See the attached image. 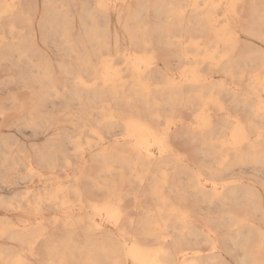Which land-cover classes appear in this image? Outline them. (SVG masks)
I'll use <instances>...</instances> for the list:
<instances>
[{
    "label": "snow or ice",
    "instance_id": "snow-or-ice-1",
    "mask_svg": "<svg viewBox=\"0 0 264 264\" xmlns=\"http://www.w3.org/2000/svg\"><path fill=\"white\" fill-rule=\"evenodd\" d=\"M21 7L33 6L9 4L8 11L0 12L3 22L0 32L7 37L6 50L10 47L9 41L14 40L16 35V29L12 27L14 10ZM117 7L112 0H98L90 6V35L103 37L104 32L97 31V19L102 24L106 15ZM164 7L166 11L162 23L153 28L141 14L137 17L139 26L129 30L126 39L136 46L140 42L148 44L157 33L167 35L168 46L179 49L182 54L179 78L167 76L163 83L149 80L146 71L153 66L156 57H136L139 80L135 96L129 98L119 114L112 110L113 105H108L107 110H84L81 99L80 108L72 117L73 126L79 132L64 131L57 145L58 151L47 147L29 150L19 145L18 155L0 156V187H12L36 177L53 185L52 188L45 186L29 191L22 197L17 193L11 201L5 199V207L17 201L26 203L32 219L22 230L0 228V238L5 244L0 264H132L133 261L135 264H175L170 259L169 248L160 246L161 242L170 241V247L178 249L181 245L188 246L190 239H203L211 249L208 253L210 258L201 260L198 257L203 254L195 253L189 259L185 254L183 264H264V188L259 194L255 189L246 190L244 200L251 211L250 215L240 216L230 211L228 193L216 191L219 186L212 185L207 190V196H211L219 210L210 211L204 217L203 230H197L193 213L184 206L183 198L187 197V192L179 196L175 203L164 199L156 213L141 215L135 237L127 229L128 216L136 215V209H129L127 213L122 210L121 197L124 193L120 191L121 186L133 182L142 184L139 173L155 168L156 178L150 187L154 192L166 187L169 174L165 161L183 163L190 160L191 167H185L192 176L189 190L195 191L203 188L200 183H197L196 189L191 188L192 183L204 180L201 171L208 175L209 184L213 179H224L231 155L244 159L241 148L247 146L250 153L259 154L261 181L264 182V7L258 30L240 27L239 0L228 3L194 0L186 5L168 4ZM138 8L147 9L149 5L142 4ZM24 21L31 25V16H25ZM210 36L212 39L206 44ZM253 36L259 40L258 46L249 43L248 38ZM48 39L50 42L54 39L68 50L73 49L75 41L71 15L65 14L62 26L54 30ZM147 50L151 51V45ZM137 51L140 49L137 48ZM77 59L81 71L91 70L89 56L82 55ZM95 59L99 71L91 83L73 71L69 73L65 85L60 86L45 64L39 65L40 72L37 73L32 59L21 57L18 70H23V63L27 61V75L5 76L4 83L7 86L10 82H18L24 86L22 91L26 89L31 94L5 99L0 118L7 119L9 110L16 111L23 115L26 126L36 127L38 115L46 117L49 122H54L57 115H63L54 104L57 100L68 101L70 94L77 99L86 93L91 94L93 90L108 92L112 89L114 92L113 86L120 81V70L115 67L119 61L105 50L98 51ZM7 61L8 56L5 55ZM218 69L222 70L223 78L211 79ZM138 105L145 106L141 109ZM177 108H187L195 112V117L185 123L177 118ZM85 135H91L92 139L85 142ZM105 137L108 139L105 140ZM210 137L215 149L211 154L206 146L201 147ZM7 143L5 141V145ZM69 146L75 151H68ZM90 149V158L100 162L105 171L117 178L116 183L103 188L110 202L105 209H97L102 223L90 221L92 229L97 231L103 230L105 219L113 226L110 245L99 251H89L75 241L73 229L76 224L68 203V190L63 187L65 182L56 181L52 175H43L44 172L54 174L59 168L68 167L71 163L69 156L79 164L81 154ZM155 149L159 150L158 155ZM88 172L85 167L76 177L77 182ZM127 172H131L132 176L126 178ZM87 180L83 187L89 198L102 194L96 191V181L91 175L87 176ZM229 183L236 184L238 181L230 180ZM133 190L130 188L129 196ZM73 191L79 202L82 198L80 187ZM52 210L59 214L42 219L46 212ZM105 211L106 217L103 215ZM132 228H137L136 220L132 221ZM169 231H173L176 239L168 235ZM217 232H223V247L229 255L236 256L235 259L226 261L217 254L220 243L216 239ZM9 241H14L15 246ZM257 247L259 260L250 255Z\"/></svg>",
    "mask_w": 264,
    "mask_h": 264
},
{
    "label": "bare ground",
    "instance_id": "bare-ground-1",
    "mask_svg": "<svg viewBox=\"0 0 264 264\" xmlns=\"http://www.w3.org/2000/svg\"><path fill=\"white\" fill-rule=\"evenodd\" d=\"M20 1L21 0H0V12L8 11L7 5H9V4L16 5ZM42 1H44V4H45V11H44L43 16L41 17V27L44 28V30H46V36H47V37H45V40H46V39H48V37L51 35V33L54 30H58L62 26L64 19H65V14H69V15H71V17H73V15L75 13L74 9L77 7V4L73 1H70V0H42ZM113 1L114 0H112V2ZM246 1L247 0H239V3L241 4V8L239 9L240 17H241V13H242L243 9L247 5ZM97 2H98V0H81V4H80V8H79L78 12L80 14V23L82 26V30L79 33L78 38L75 40V43L73 45L72 50H68V49L61 46L63 49H65L67 51L66 54L69 56L72 53H74L73 51L78 49L79 47H81V49L79 52H77L74 55V58H73L76 60L75 61L76 65H74L70 62V63H64L62 65V67L64 69L63 71L66 74L69 75L70 72L74 71L77 75L80 76L81 79H84L86 82L91 83L96 78L97 73L99 71V65L97 63V60L94 61L92 58V55L94 54V56H96L98 51L105 50V51L109 52L112 56H114L119 61L118 63H116L115 67L120 70V81L113 86V88L115 90L114 92L112 89H110L108 92H104V91L96 92L95 90H93L91 92V94L86 93L84 96H82L81 98H77V99H73L71 97V94H70L69 99L75 100L79 106H80V100L82 99L84 110H88L89 108H97V109L107 110L108 105H113L112 110H114L117 114H119L121 112V110L124 109V106L127 103V101L129 100V98H132L135 96V86H136L137 81L139 80V72L137 71L138 65L136 63V57H142V56H154V57H156L153 66L151 68L147 69L146 77L149 80H154L157 83H163L164 80L167 78V76H173L174 75L177 78H179V75L181 72L182 54H181L179 49L169 47L167 35L160 34V33H157L152 38V40H150L148 42V44H144L143 42H140L136 46H133L131 41H128L126 46L121 45L119 36L115 35L113 38L111 35V30H110V25H109L110 12L106 15V18L104 19L102 24L100 23V21L98 19L96 22L97 23V31L102 30L104 32L103 37L96 35V34L90 35V24H89V14H90V10H91L90 6H94ZM116 2L120 3L119 5H123V7L118 8V11L121 12L122 10H125V9H127V11H128L127 20H125V22H124V28L128 32L132 28L139 26L138 21H137V17L141 16V14L143 15V17H145L147 19L148 24L153 26V28H154L155 25L162 23L164 20V14L166 11V9L164 7L165 5H168V4H174V5L185 4L186 5L188 3L194 2V0H119ZM216 2L217 3H228V2H230V0H216ZM23 3H25V2L23 1ZM32 4H34V3H32ZM142 4L149 5V8H147V9L138 8V6L142 5ZM69 5H71L72 7L69 8L68 7ZM156 5H159L160 7L159 8L153 7ZM42 7H43V4H42ZM262 7H264V0H250L249 8H250V18L251 19L248 21L246 26L254 27L257 30L259 29ZM31 9H32V11L34 10L33 7ZM27 15L31 16V14H28V11L14 10L13 18H14V20L18 21V23L19 22L25 23L24 17ZM151 15H152V18H151ZM222 15H223V13H222ZM1 21H2V19H0V28L2 27V24H3ZM33 24L34 23H32L31 25H28L25 23L26 29L28 30L29 35L28 36L23 35L21 38H19L18 42L14 41V40L10 41L9 42L10 47L7 50H9L13 53L16 52V54L19 55L20 57L24 56V57H28V58H36L38 60L39 65L45 64L47 69H48L47 63L45 62L46 59H45V61L43 59L45 57L39 51L40 49L38 50V46L36 44V35L34 32ZM21 25H23V24L21 23ZM12 27H14V26L12 25ZM72 29H73V20H72ZM10 30H11V28H10ZM0 34H1V32H0ZM181 34H183V33H181ZM211 39H212V37L210 36L209 39L205 41V43L207 44L208 42H210ZM2 42H3V40L0 37V60H1L2 51L5 50V47L3 48L1 46ZM89 45L93 47L92 51L88 49ZM149 45H151V51L147 50ZM256 46H258V45H256ZM137 48H139L140 51H137ZM90 49H91V47H90ZM161 50L167 51V53L163 54L160 52ZM60 51H62V50H60ZM82 55H87L91 59V70L85 69V70L81 71L77 58L82 56ZM12 58H13V56H12ZM169 58L175 59L176 65L179 68L178 73H176V74L172 73L170 69H167L166 67L164 68L160 65L159 60L168 61ZM36 59H34V60H36ZM12 60L10 62H12V63L15 62ZM15 63L17 65V61ZM168 63H169V61H168ZM13 64H12V68H13ZM12 68H10V69H12ZM23 70H25V68ZM48 71H49V69H48ZM215 72H219V73L223 74L222 70H220V69L216 70ZM52 73H54V72L52 71ZM52 73H50V71H49V74H52ZM84 73H86L87 75L88 74L91 75L92 78L90 80L86 79L84 77ZM11 74L13 75V73H11ZM22 75H24V74H22ZM54 76H57L56 73H54ZM52 77H53V75H52ZM211 79L214 80V78H211ZM63 105H64V102H63ZM138 106L141 109H143V107L145 105H138ZM61 108H63V107H61ZM0 109H1V105H0ZM179 109H181V108H177V111L179 113L177 118L185 122V120L183 118L185 115H183V114L181 115ZM185 112H184V114H185ZM188 114H189V112H188ZM193 115H194L193 116V118H194L195 112L193 113ZM234 115H235V113H234ZM56 118H58V117H56ZM6 120H8V118ZM59 121H61V120H59ZM62 121H64V120H62ZM69 121H71V120L69 119ZM38 122L39 121H37V124H39ZM241 122L242 123L244 122L242 118H241ZM42 124H43V122H42ZM3 125H5V123ZM44 125L46 126V124H44ZM23 127H25V125ZM36 127H35L34 131H36ZM77 130L79 131V129L76 127L74 129H72V131H74V132H76ZM32 133H33V130H32ZM3 134L0 133V156L6 155L7 153L13 154L14 150L8 144L9 142L7 143V145H5L4 140L6 139V137L3 136ZM59 134L56 136V138H54L53 140L51 139L48 143H46V144H44L38 148L43 149L44 147H47L49 150H57L58 151L59 149H58L57 145L60 142V139L63 137L64 133L62 132V134H60V135ZM120 135L122 136L123 133H120ZM11 136L13 137V134H11ZM14 137H15V135H14ZM84 139H85V142H87V140L92 139V137H91V135H85ZM105 140H106V137H105ZM113 141H115V137L113 138ZM111 143L112 142H110V144ZM120 143H121V145H123V143H124L123 140H121ZM41 144H43V142ZM23 145H24V143H23ZM173 146L175 147V145H173ZM205 146H206L207 151L210 154L215 151V149L212 145V142H211V137L205 142V145H202V147H205ZM25 147H26V145H25ZM92 147L95 148V145H93ZM105 147L107 148V147H109V145H105ZM256 148L257 149L259 148L258 144L256 145ZM74 151L75 150L73 149V152ZM96 151H100V149H96ZM86 153L81 154V158L84 157V155ZM88 153H91V155H92L91 149L88 151ZM241 153L245 158L244 159H238L235 156V154H232L231 158L228 162L226 171H225V178L224 179H213L211 181V184H209V187H208V183H207L209 177L204 171H201L200 175L204 177V180L192 183L191 188L196 189L197 183L203 184V188H201L199 190H195V191L189 190V182L192 181V176L187 172L186 167H185V166L191 167V164L187 160H185L183 163H179V162H175V161H165V166H166L168 174H169L168 175V184L166 187H161L156 192H154L152 190V188L150 187L151 182L156 178V169L152 168L151 170H146L143 173H139V175H141V177L143 179V183L139 184V185H137L136 182L131 183V184L137 186V188H138V189L136 188L137 189L136 191L133 190L131 194L136 195V202L138 201L137 195H139L141 193L151 194V196L156 201L155 207H151V208L147 207L146 208V206H145L144 208H142V214L141 215L147 216L148 213H156L157 210L159 209V207H161L162 201L164 199L170 200L173 203H175L176 201L174 202L172 199L174 198L175 200H177V198L185 192H187L189 196L191 195L193 197L195 204L208 203L210 206H212V205L217 206L216 203L211 199V196H207V190L210 189L212 187V185H218L219 186V188L216 189V191L228 193L227 199H229V201L231 202L230 203V211H232L234 214L240 215V216L250 215L251 210H250L248 204L244 200L246 190L247 189H255L257 194L260 193L259 190H257L252 185L243 184L241 182H238L236 184H230L229 183L230 180H228V179L231 178V174H233V172L235 171L236 165H240V166L241 165H247V164L249 166L250 165H259V154H258V152L255 154L250 153L249 148L247 146H242ZM155 154L156 155L159 154L158 149H155ZM68 159L70 161L72 160L69 157H68ZM72 161H71V163H72ZM71 163L68 165V167L71 165ZM86 167L89 169V172L85 173L83 176H81L79 182H77L76 177L78 175H80L81 171H83V169L85 167L83 169H80L79 172L76 173L73 176V178H71V182L70 183L68 182L69 184H67V185L64 184L63 187H65L68 190L66 194L68 196V203L70 206V211L72 213H73V211L76 210L77 207H79L80 209L86 208L89 210V212L84 217H82L80 215H75L73 213L74 223L76 224V227L73 229L75 232V241L78 242L81 247H84V248L88 249L89 251H93V250L99 251V250H101L105 247H108L110 245V243H111L110 233L113 231V226L109 225L105 219V221L103 222V225H102L103 230L97 231V230L92 229L90 221L94 220L96 224L102 223L101 213H98L97 209H101V210L105 209L106 206L110 202V197L108 196V194L103 193V188L107 187V185L110 183H116L117 178L114 174L105 171V168L101 163H100V166L98 167V171H97L96 175L92 174V171H93L92 168L94 166L91 167V166L87 165ZM59 172H60V170H59ZM182 174H185V177H186V180L184 179L185 182L182 181V179H181V178H184V177H182V176H184ZM88 175H91L92 178L96 181V185H95L96 189L103 193V195L101 194L103 197L100 200H97L94 198H89L87 193L84 191L83 185L88 183V180H87ZM125 176H126V178L131 177L132 173L127 172L125 174ZM54 179H55V177H54ZM231 180L238 181V179H232V178H231ZM126 185H127V183L123 184L120 188V191L122 193H124L123 197H121V198L123 199L122 210L125 213H127L128 210L126 209L124 199L130 191L128 189L125 190ZM52 187L53 186H51L49 188H52ZM76 187H80V192H81L82 198L79 199V202L75 196V192L73 191V189ZM22 194H23V192H22ZM168 194H171L173 196V198L171 199L172 196H168ZM188 195L186 198H183L184 202L188 198ZM206 196H207V201L205 199ZM7 198H9V197H7ZM7 198L4 197L0 193V205L1 206H4L3 202ZM9 201H11V200H9ZM152 201H153V199H152ZM143 202L145 203V201H143ZM126 204H127V202H126ZM188 204H190V203L188 202ZM25 205L27 206L26 203H20L19 201H17L16 203L11 204L10 207H6V208L7 209H15V208L21 209ZM138 207H140V206H138ZM185 207L193 213V216L195 219L196 214L194 213V210L192 208H189L188 206H185ZM26 209L28 210V206L26 207ZM240 210H241V213L239 212ZM103 215L106 217L107 212L106 211L103 212ZM133 220L137 221V228L136 229H132V221ZM28 221L29 220H24L21 223H17V222H14L8 218H3V216H2V217H0V228L11 227V228H14L17 230H22L26 226ZM138 221H139V218L136 219L132 216H128L127 229L133 237L136 236L137 231L139 230L138 229ZM252 222H254V221H252ZM254 223H256V222H254ZM257 226H258V224H257ZM196 228H197V230H203V228H200L198 226H196ZM212 230L214 232L216 231V229H212ZM174 231H175V229H174ZM168 235L170 237H172L173 239H176V235L173 234V231H169ZM0 239H2V238H0ZM216 239L218 241H220V243H221L223 241V235L220 236L219 232H217ZM10 242L15 246L14 241H10ZM200 242L206 243L203 239H200L198 241L195 239H190L188 246L181 245L178 249L170 247V241H162L160 246H165V247L169 248L170 253H171L170 259L173 260L175 262V264H183V262L186 259L185 254H187V258L190 259L193 257V255L195 253H201V250L199 248H195V245H198ZM220 243L218 244L219 251L217 254L222 256L225 259L224 254L222 252H223V250H225V251H227V250ZM200 244H202V243H200ZM4 248H5V245L1 244L0 245V255L3 254ZM250 255L253 258L259 260L260 255H259L258 247L252 249ZM209 258L210 257L208 256V253L203 254L200 257H198V259H201V260H208ZM132 264H135V262L133 261Z\"/></svg>",
    "mask_w": 264,
    "mask_h": 264
},
{
    "label": "rangeland",
    "instance_id": "rangeland-1",
    "mask_svg": "<svg viewBox=\"0 0 264 264\" xmlns=\"http://www.w3.org/2000/svg\"><path fill=\"white\" fill-rule=\"evenodd\" d=\"M23 1L25 3H23ZM70 1H73V2H75L77 4V7L74 9L75 13H74V15L72 17V20H73V33H74V41H75L78 38L79 33L82 30V26H81V23H80V14L78 12L79 8H80L81 0L80 1L79 0H77V1L76 0H70ZM116 1H119V0H114L113 3L116 4L118 7H117V9L112 10L110 12V16H109V25H110L111 35H112L113 38H114L115 35H118L119 39H120V44L123 45V46H126L128 41L126 39L127 38V31L124 28V22H125V20H127L128 11H127V9L122 10L121 12L118 11L120 3H117ZM32 3H34L35 5L32 4ZM246 3H247V5L243 9V11L241 13V17H240V27L241 28L245 27L246 24L248 23V21L251 19L250 18V8H249L250 0H247ZM42 4H43V7H42ZM16 5H20V6L32 5L33 6V9H34L33 11L31 9L32 7H21V8H18L16 10L28 11V14H31L32 23H34L33 27H34V32H35V35H36V44L38 46V50L40 49L39 51L45 57L43 59H44V61L46 59L45 62L47 63V66H48V69H49L50 73H52V71H53L54 73H56L57 76H54V73H52L50 75L51 76L53 75V77L55 78V80L58 82V84L60 86H64L65 82L68 79V74H66L63 71L64 69H63L62 65L64 63H70V62L72 64L76 65V62H75L76 60L73 59V58H74V55L77 52L80 51L81 47L78 48L79 50L78 49L74 50L73 51L74 53L71 54L72 56L71 55L69 56V55L66 54L67 51L65 49H63L61 47V45L59 43H57L54 39L51 40V42L49 41V39L45 40V37H47L46 36V30H44V28L41 27V17L43 16L44 11H45L44 1H42V0H37V1L36 0H21ZM151 18H152V15H151ZM21 23L23 25H21ZM13 26L16 29V35H15L14 41L18 42L19 38H21L23 35L24 36L25 35L26 36L29 35V32L26 29L25 23H23V22H19L18 23V21L14 20ZM2 27H3V24H2ZM9 31L11 32L10 29H9ZM0 37L3 40V42L1 43V46L4 48L5 47V40H7V37H4L2 32L0 34ZM248 40H249L250 44L255 45V46L259 45V43H260L259 40H257L255 36L249 37ZM88 47H89L88 48L89 50H91V51L93 50L92 46L89 45ZM90 47H91V49H90ZM60 50H62V51H60ZM160 52L163 53V54L167 53V51H163V50H161ZM5 55L8 56L7 63L5 62ZM12 56H13V58H12ZM22 57H24V56H22ZM95 57L96 56H94V54H93L92 58H93L94 61L96 60ZM31 59H32V64L37 66L35 71L37 73H39L40 72V67H39L38 60L36 58H31ZM34 59H36V60H34ZM11 60L15 61V62L17 61V65H16L15 62H13L14 64L12 62H10ZM20 60H21V57L19 55H17L16 52L13 53V52H11L9 50H6V49L2 51L1 60H0V103H1L0 105H1V109L3 108L2 106H4L5 99H10L12 96H17V95H30L31 94L30 92H27L26 89L24 91H22V88L24 86L22 87V85H20L18 82H13V83L11 82L7 86H5V83H4L5 76L12 75L11 73H13V75H15V74L16 75H22V74L27 75L26 71L29 69V65L27 64V61H24L23 69L25 68V70H22V71L18 70V67H19L18 62H20ZM159 61H160V65L162 67H164V68L166 67L167 69H170L172 73H175V74L178 73L179 68L177 67L176 61H175L174 58H169L168 59L169 63H168V61H162V60H159ZM12 64H13V68H12ZM10 68H12V69H10ZM84 77L86 79H88V80H90L92 78L91 75H89V74L87 75L86 73H84ZM211 78H214V80H220V79L223 78V74L219 73V72H214L213 75L211 76ZM237 87H243V86L242 85H238ZM63 102H64V105H63ZM54 105H55V107L57 106L56 107L57 109L59 108L58 109L59 112H62L63 115H57L58 118H56L57 120L55 119L54 122H49L46 117H42V116L40 117L38 115L39 117L38 116L36 117V121H39L38 122L39 124H37L36 131H34L35 127L33 128L32 126H26L27 122L24 120L23 115L21 113H19V112L9 110L8 111L9 114H8V117H7L8 120L0 118V120H1L0 121V133H2V134L4 133L3 136L6 137V139L4 140V143H5V141L9 142L8 144L14 150L13 154L7 153L6 155H9V156L18 155L19 154V147L18 146L19 145H23V143H24V146L26 145L25 148H27L29 150L33 149V148H38V147L48 143L51 139L53 140L54 138H56V136L59 133L60 134H62V132L64 133V131H66V129L67 130H69V129L72 130V129L75 128L73 126L72 117L76 116L77 108L79 109V107H80L76 103V101L72 100V99H69L67 102L65 100H59V101L57 100ZM61 107H63V108H61ZM65 109H67V111H65ZM181 109H179V111H180L181 115L182 114L185 115L183 117L185 122L186 123L190 122L193 119V116H194L193 113L194 112L191 111V110H188L187 108H181ZM184 112H185V114H184ZM188 112H189V114H188ZM69 119L71 121H69ZM59 120H61V121H59ZM62 120H64V121H62ZM42 122H43V124H42ZM4 123H5V125H3ZM44 124H46V126ZM24 125H25V127H23ZM32 130H33V133L35 132L34 134L32 133ZM76 132H79V131L77 130ZM10 133L13 134V137L11 136ZM14 135H15V137H14ZM106 140H107V137H106ZM42 142H43V144H41ZM201 147H202V145H201ZM68 151L73 152V149L69 146L68 147ZM90 157H91V153L87 152L84 155V157L81 158L79 164H77V161L75 159H73V157L69 156V158L73 160V161L71 160L72 163H71V165L69 167H66V168L65 167H61V168H59L57 170L58 172L56 171L54 174H50L48 172H44L43 175L45 177H49L50 175H52L53 178L55 177L56 181H58V182L59 181H64L65 182L64 184H66V185L69 184L68 183L69 182L68 181L69 178H73V176L76 173H78L80 169H83L87 165L91 166V167H93V166L95 167V168L94 167L92 168L93 171H94V172L92 171V174L96 175L97 171H98V167L100 166V162H94ZM21 158H23V157H21ZM187 161L190 163V160H187ZM259 168H260V165H250V166L248 164L247 165H241V166L240 165H236L235 166V171L233 172V174H231V178L232 179H238V182H241L243 184L252 185L257 190H259V192H260L261 188H264V182L261 181V168L260 169ZM59 170H60V172H59ZM182 175H184V176H182L184 178H181V179H182V181L185 182V180H186L185 174H182ZM231 178L228 179V180H231ZM45 186H47L49 188V187H51L53 185L48 180H45V181L42 182L40 177H36L34 180L21 181L20 184L12 186V187H7V188L0 187V193L6 198L9 197V198H7L8 200H11L10 198H12L17 193H20L21 197H22L24 193H27L29 191H36V190H39L40 188L45 187ZM208 187H209V183H208ZM130 188L134 189L135 191L138 189L137 186H135L133 184H127L125 186V190H127V189L130 190ZM96 191L98 193H102L101 191H98L97 189H96ZM22 192H23V194H22ZM141 194L137 195V199H138L137 202H136V195L135 194H131V196L127 195L125 197V199H124V202H125V205H126V209L128 211H129V209H136V215H131L132 217H134L136 219H138L139 216H141L142 208H144L145 206H146V208L147 207L151 208V207H155L156 206V201L151 196V194H149V193H141ZM102 195H103V193H102ZM102 195L101 194L97 195L98 198L95 196L94 199L100 200L103 197ZM168 196H172V195L168 194ZM151 198L153 199V201H152ZM172 198H173V196L171 197V199ZM172 200L174 202L176 201L174 198ZM143 201H145V203ZM126 202H127V204H126ZM188 202L190 204H188ZM183 203H184L185 206H188L189 208H192L194 210V213L196 214V217H195L196 226H198L200 228H204V217L210 211L211 212L218 211V207L215 206V205L210 206L208 203L195 204L194 203V199H193V197L191 195L190 196L188 195V198L186 199L185 202L183 201ZM138 206H140V207H138ZM26 207L27 206L25 205L21 209H16V208L15 209H7L6 207L0 205V217L3 216V218H8V219H10V220H12L14 222H17V223H21L24 220H30V219H32V216H31L30 212L26 209ZM88 212H89L88 209H86V208L80 209L79 207H77L76 210L73 211V213L75 215H80L82 217H84ZM239 212L241 213V210ZM58 214H59L58 212H56L55 210H52L51 212H46L45 215L42 216V219L50 218V216H55V215H58ZM253 221L257 222L256 220H253ZM219 234H220V236H222L223 232H219ZM9 243H11V242L9 241ZM200 243H202V244H200ZM200 243L198 245H195V248H199L201 250L202 254H206V253H209L211 251V249L208 247L207 243H204V242H200ZM1 244H4L2 242V239H0V245ZM220 244L223 245L222 242ZM222 253L224 254V257H225L226 261H231V260L236 258V256H234V255H229L227 253V251H225V250H223Z\"/></svg>",
    "mask_w": 264,
    "mask_h": 264
}]
</instances>
